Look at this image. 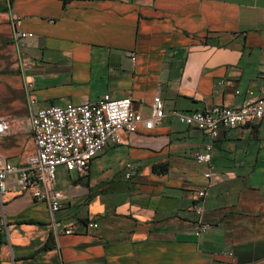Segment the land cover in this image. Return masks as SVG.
Returning a JSON list of instances; mask_svg holds the SVG:
<instances>
[{
  "label": "crops",
  "instance_id": "obj_1",
  "mask_svg": "<svg viewBox=\"0 0 264 264\" xmlns=\"http://www.w3.org/2000/svg\"><path fill=\"white\" fill-rule=\"evenodd\" d=\"M12 16L34 34L20 45L32 64V107ZM263 73L264 0H0V119L11 125L1 157L22 166L34 153L37 109L110 94L131 98L144 119L159 96L165 112L152 129L123 133L84 173L58 170L56 228L48 205L10 177L0 264H264V119L220 131L204 214L211 227L198 238L193 205L208 179L195 157L207 132L172 115L239 107Z\"/></svg>",
  "mask_w": 264,
  "mask_h": 264
},
{
  "label": "built area",
  "instance_id": "obj_2",
  "mask_svg": "<svg viewBox=\"0 0 264 264\" xmlns=\"http://www.w3.org/2000/svg\"><path fill=\"white\" fill-rule=\"evenodd\" d=\"M10 23L18 48L25 93L32 107L36 102L31 97L34 80L26 73L32 64L25 61L20 45L23 41L32 39L34 34L18 29L20 19L17 16H12ZM130 56L132 60L136 59L135 53H130ZM172 115L188 127H197L207 132L206 150L195 157L196 163L206 168L204 176L208 179V183L196 192L193 205L196 215L195 235L200 238L211 227L205 221L204 214L206 199L212 186L211 161L215 141L222 129H237L247 123L264 119V73L260 90L248 91V98L239 107L216 105L208 111H173ZM164 116V104L159 96L153 98L151 117L144 119L140 113L132 110L131 98L114 99L110 94L104 95L95 103L51 106L32 111L34 153L22 166L14 165L0 156V197L8 189L9 178L15 176V182L22 191L48 205L52 224L56 228L58 224L55 214L61 209L64 197L63 192L56 187L58 170L63 168L67 172L84 173L91 161L108 145H119L123 142V133H136L140 124L152 129ZM10 130V123L0 119V136ZM127 168L129 171L126 177L129 178L132 167L128 164ZM89 226L98 227L96 223H90ZM65 233L70 234L71 231L66 230ZM228 255L232 257L233 253Z\"/></svg>",
  "mask_w": 264,
  "mask_h": 264
}]
</instances>
